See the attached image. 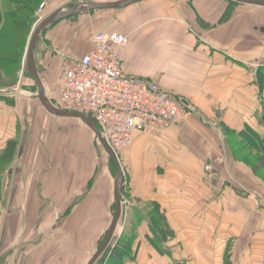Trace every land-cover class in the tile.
<instances>
[{"label": "crops", "instance_id": "obj_1", "mask_svg": "<svg viewBox=\"0 0 264 264\" xmlns=\"http://www.w3.org/2000/svg\"><path fill=\"white\" fill-rule=\"evenodd\" d=\"M84 1L54 0L52 12ZM100 30L128 35L126 73L158 83L188 109L161 136L136 133L121 150L124 216L117 224L124 230L137 213L147 217L157 207L173 231L155 245L142 221L124 264H264V234H250L264 223L251 227L249 209L264 181L230 149L231 131L247 124L264 133V6L142 0L80 13L45 29L41 44L55 56L56 77L60 60L88 52ZM73 119L89 131L80 118L49 113L31 93L0 92V152L9 140L17 144L0 188V264H86L108 229L115 205L109 167L73 161ZM84 129L75 132L86 137Z\"/></svg>", "mask_w": 264, "mask_h": 264}, {"label": "built area", "instance_id": "obj_2", "mask_svg": "<svg viewBox=\"0 0 264 264\" xmlns=\"http://www.w3.org/2000/svg\"><path fill=\"white\" fill-rule=\"evenodd\" d=\"M128 43L124 33L96 31L88 52L63 57L57 68V106L90 116L115 152L130 148L136 133L159 137L188 115L158 83L126 73L122 51Z\"/></svg>", "mask_w": 264, "mask_h": 264}, {"label": "trees", "instance_id": "obj_3", "mask_svg": "<svg viewBox=\"0 0 264 264\" xmlns=\"http://www.w3.org/2000/svg\"><path fill=\"white\" fill-rule=\"evenodd\" d=\"M229 1L233 4L237 3L233 0ZM35 3H37V0H0V72L7 76V78L14 79L22 64L24 45L26 46L28 34L32 28L31 22L35 11ZM95 11H90V13ZM79 15H71L64 19H74ZM37 45L38 43L35 45L34 53L37 50ZM52 101H55V98ZM261 121L264 123L263 119ZM231 133L238 138L236 143L232 142L230 145V149L236 159H239L237 154L241 150H254L257 155V160L264 159V133H259L254 127L247 124L243 130L237 133L231 131ZM228 143L231 142L228 140ZM16 146V141L9 140L6 147L0 152V188L2 185V172L12 162L16 152ZM108 157L109 162L115 167V171L117 172L114 162L109 155ZM114 207L115 205L113 203L112 208L114 209ZM121 216L123 217L124 214H121ZM146 219L149 231L147 237L155 245L161 239L173 235V231L169 228L164 215L159 212L157 207H154L150 211L149 216L146 217L144 214L137 213L128 221L130 226L124 229L112 244L110 243L107 246L96 261L100 264H124V261L133 254V246L138 238L137 226ZM107 230L100 236L96 250L103 242Z\"/></svg>", "mask_w": 264, "mask_h": 264}, {"label": "rangeland", "instance_id": "obj_4", "mask_svg": "<svg viewBox=\"0 0 264 264\" xmlns=\"http://www.w3.org/2000/svg\"><path fill=\"white\" fill-rule=\"evenodd\" d=\"M54 4H55L54 0H37V3H35L34 5L35 11H34L33 19L31 22L32 28L30 30V33L28 34L26 46L24 45L25 47L23 51L24 58H23L22 64L20 66V69H18L17 74L15 75L14 79L7 78V76H5L2 72H0V90H2L0 92H9V93L27 92V93L33 94L36 100L39 101L38 97L36 96L37 87H36L35 81L31 77V75H29L30 73L27 71V68L25 66V51H26V47H27L32 31L37 26V24L41 21V19L45 18L47 15L52 13ZM101 20H104V19L102 18ZM44 32L41 33L38 39L39 42H37L38 43L37 50L33 54V56H34V64H35L36 70L44 84L46 96L49 98L50 101H52L55 98L53 92H55L56 90V82H55L56 75L54 74L55 56H53L52 53L48 52L49 49L47 50V47L45 48V46L44 45L42 46L41 44L44 38ZM52 103L56 104L55 101H52ZM80 122L79 120H75V119L72 120V127L74 129L73 161H86V159H88V161H107L106 164L109 167V173L111 176L109 177L110 178V193H114L113 184H114L115 177H116L115 167L109 162L110 160H109L108 154L103 148V146L101 145V143L99 142V140L97 139V137L95 136V134L92 131H90V129L87 132V130L83 128V125L81 124L82 122L81 123ZM76 128H79V130L80 128L84 129L87 132L88 139H87V136L86 137L84 136V134L76 133L75 132ZM236 141H238V138L234 136L233 142L236 143ZM81 142H85V143L88 142L89 144L83 145L82 150L81 149L76 150V147H79L78 143H81ZM117 157L119 161H125L126 156L123 155V151H118ZM237 157L239 158L238 160H241L242 162H244V164H246V166H248V168H250L253 171L254 176L264 181V159L257 160V155L255 154L254 150H250V151L241 150L240 152H238ZM9 173H10L9 170L5 169L3 170L2 175L6 176ZM121 177H123V172H122ZM12 179L13 178L10 179L11 185L13 184ZM10 192H11V187H8L5 190V198H4V208L6 209H8L7 206L9 205V193ZM252 195L254 196L253 198L254 203L253 202L250 203L249 209L251 212L250 221H253V223L250 226L257 227V225L260 226L264 223L263 217L259 213L256 212V209H257L256 207L264 208V193L262 191H258L257 193L253 192ZM112 207H111V213L113 216L115 207L114 209ZM122 228L123 226L121 227V224L116 225L111 244L123 232ZM252 232H254L255 235L256 234L258 235L257 232H259V234L260 233L264 234V231H262L260 228H258V230L251 228L250 234H252ZM91 252H92L91 253L92 255L90 256V258L94 255L96 250L93 249V251ZM94 264H100V263L96 261ZM183 264H197V263L192 262L190 260H186L184 261ZM199 264H207V263L201 262ZM230 264H233V263L230 262Z\"/></svg>", "mask_w": 264, "mask_h": 264}, {"label": "water", "instance_id": "obj_5", "mask_svg": "<svg viewBox=\"0 0 264 264\" xmlns=\"http://www.w3.org/2000/svg\"><path fill=\"white\" fill-rule=\"evenodd\" d=\"M142 0H118V1H110V2H96L91 0H86L75 7L68 9L67 11H62L64 8L57 9L53 11L51 14L47 15L45 18L41 19V21L37 24L30 35V39L28 41L26 51H25V66L33 77L37 92L36 96L38 97L39 101L41 102L42 106L49 112L54 115L58 116H70V117H77L84 121L88 127L93 131L99 142L102 144L103 148L107 152V154L111 157L112 161L114 162L117 172L114 181V202H115V209L113 212L111 223L108 227L107 233L101 245L97 248L94 255L91 257L88 264H94L98 257L105 251L107 246L111 243L116 225L119 221L121 216V200H120V180L122 175V167L117 157V153L111 148V146L107 143L105 138L102 136L97 124L95 121L88 115H85L80 112H73L64 110L55 104H53L49 98L46 96L44 84L36 70L34 64V48L35 45L42 33V31L49 25L54 24L61 19L67 18L71 15H76L80 13H87L93 10H103V9H111V8H121L126 7L130 4L140 2ZM238 3L243 4H250V5H257V6H264V0H234Z\"/></svg>", "mask_w": 264, "mask_h": 264}]
</instances>
